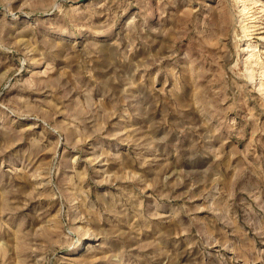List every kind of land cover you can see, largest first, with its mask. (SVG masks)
Masks as SVG:
<instances>
[{
  "label": "rangeland",
  "instance_id": "1",
  "mask_svg": "<svg viewBox=\"0 0 264 264\" xmlns=\"http://www.w3.org/2000/svg\"><path fill=\"white\" fill-rule=\"evenodd\" d=\"M0 264H264V0H0Z\"/></svg>",
  "mask_w": 264,
  "mask_h": 264
},
{
  "label": "bare ground",
  "instance_id": "2",
  "mask_svg": "<svg viewBox=\"0 0 264 264\" xmlns=\"http://www.w3.org/2000/svg\"><path fill=\"white\" fill-rule=\"evenodd\" d=\"M247 34V33H246Z\"/></svg>",
  "mask_w": 264,
  "mask_h": 264
}]
</instances>
